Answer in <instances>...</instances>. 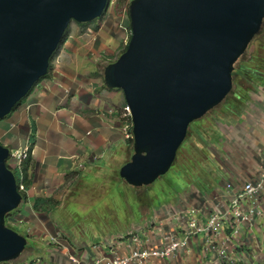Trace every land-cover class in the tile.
<instances>
[{"label": "water", "instance_id": "95a60500", "mask_svg": "<svg viewBox=\"0 0 264 264\" xmlns=\"http://www.w3.org/2000/svg\"><path fill=\"white\" fill-rule=\"evenodd\" d=\"M112 0H0V120L47 75L72 21L103 18ZM125 52L104 72L131 108L134 154L120 169L130 185L173 166L190 124L232 92L234 65L264 24V0H132ZM10 147L0 141V263L28 238L6 217L24 202Z\"/></svg>", "mask_w": 264, "mask_h": 264}, {"label": "rangeland", "instance_id": "374dc122", "mask_svg": "<svg viewBox=\"0 0 264 264\" xmlns=\"http://www.w3.org/2000/svg\"><path fill=\"white\" fill-rule=\"evenodd\" d=\"M131 1L112 0L108 13L91 23L72 21L66 41L53 58L52 71L56 70L57 66L72 70L85 67L90 72L86 75L85 83H90L89 86L95 88V91H111L105 87L104 72L109 64L120 58L130 40L119 25L129 21L128 10ZM258 58H264V24L261 32L234 65L237 72L232 92L220 105L190 124L188 136L178 150L171 169L154 183L141 187L130 185L120 176L121 167L130 161L134 154V139L132 138L131 143V138H126L127 133H133V128L129 127L130 123L123 114L124 93L122 90L113 89V98L117 104L111 105L118 112L104 113L109 114L113 125H117V130L112 129L110 141L121 140L112 145L107 154V159L115 156L116 160L108 166L104 165L107 159L97 162L76 160L74 172L65 176L63 185L55 187L58 196L48 201L46 210L36 211L34 200L32 205L24 201L18 209L9 213L6 217L7 225L25 235L28 245L17 260L0 264H40V260H52L57 263L64 254L63 251L57 250L58 256L49 255L48 241L52 235V238L57 240L58 236L65 234L71 237L67 240L69 247L80 243L83 244L80 250L90 249L97 244H103V239L107 236H127L134 226L150 222L160 214L166 213L170 206L179 209V204H185L190 195L200 198L202 194L199 190L205 184L203 181L213 179L211 170L219 172L214 155L221 152L220 144L218 140L207 137L213 133L209 128L216 123L220 124V127L223 125L222 117H227L226 106L232 105L228 100H234L230 98L239 86L246 87L252 81V73L257 70L252 68L251 71V67L257 65ZM242 66L246 70L239 74L238 69ZM117 92H120L121 100L117 98ZM212 130L215 131V128ZM7 162L9 163L10 159ZM261 227L262 233L255 231L260 242L264 238V225ZM200 238L202 239V235ZM60 247L62 246H58ZM258 254V263L264 264L262 248H259Z\"/></svg>", "mask_w": 264, "mask_h": 264}, {"label": "crops", "instance_id": "0c3cea01", "mask_svg": "<svg viewBox=\"0 0 264 264\" xmlns=\"http://www.w3.org/2000/svg\"><path fill=\"white\" fill-rule=\"evenodd\" d=\"M258 59L257 65L251 67V71L252 68L257 70L252 73V81L246 87L239 86L233 95L234 100H228L232 105L226 106L227 117H222L223 125L220 127L216 123L209 128L213 133L207 137L218 140L220 144L221 152L217 149L219 154L214 155L219 172L211 170L213 179L203 181L205 184L199 190L202 194L200 198L190 195L185 204L179 205L197 206L210 211L217 202L216 196L219 202L225 196L226 182L253 181L264 170V58ZM89 73L85 67L72 70L57 66L50 77L38 83L16 110L0 121L2 144L11 148L31 147L26 172L32 185L27 190V204L32 205L37 197L58 196L55 187L63 185L65 176L74 172L76 160L97 162L107 159L109 148L121 141H110L112 129L117 130V125H113L109 114H105L113 108L112 103L117 104L113 98V89L95 91V88L89 86L90 83H85ZM119 93L117 98L121 100ZM113 160H116L115 156H110L104 165H111ZM260 200L263 213L253 233L241 239L243 250L254 251L255 256L251 259L253 264L260 262L259 248L264 252V238L260 242L255 233H262L261 225H264V190ZM171 211L169 209L166 212L168 215L157 217L150 228L139 233L144 245L155 247L164 242V235L176 225ZM52 236L48 241L49 255L58 256L56 252L60 250L64 256L57 263L40 260V264H105L104 258L110 255L113 243L126 244L130 240L126 238L118 242L121 238L107 236L103 244L80 250L83 245L80 243L69 247L67 240L71 237L63 234L62 237L58 236L57 242ZM201 253L202 247L200 249L193 243L161 264H198ZM212 256L209 255L206 260H211Z\"/></svg>", "mask_w": 264, "mask_h": 264}, {"label": "built area", "instance_id": "2783aa9c", "mask_svg": "<svg viewBox=\"0 0 264 264\" xmlns=\"http://www.w3.org/2000/svg\"><path fill=\"white\" fill-rule=\"evenodd\" d=\"M119 27L130 38V16L129 21L122 22ZM117 112L118 110L114 108L108 110V113ZM123 114L131 124L129 127L133 128L132 112L128 104L123 106ZM126 136L127 139L133 138V133L131 135L127 133ZM30 149V146L10 147L8 164L19 177L17 179L21 193L22 191L27 193L23 168L25 161L31 155ZM263 190L264 170L259 178L253 181L226 182L225 196L222 197L221 202L216 196L217 202L212 205L213 209L210 211L197 206L181 205L179 209L170 206L169 209H172L170 213L174 214L176 225L164 235V242L161 245L146 246L140 241L139 236L140 231L150 228L151 224L156 222V217L142 226H135L127 236H120L118 242L126 238L130 240L126 244L113 243L111 253L104 258V262L105 264H161L162 261L177 256L181 250L189 248L190 244L196 243L200 249L202 247L198 264H253L251 259L255 256L254 251L243 250L241 239L242 236L253 233L263 213L260 200ZM164 214L166 213L158 217ZM239 249L242 251L239 252ZM209 255H213L211 260H206ZM72 259L76 261L75 258Z\"/></svg>", "mask_w": 264, "mask_h": 264}, {"label": "trees", "instance_id": "16d2710c", "mask_svg": "<svg viewBox=\"0 0 264 264\" xmlns=\"http://www.w3.org/2000/svg\"><path fill=\"white\" fill-rule=\"evenodd\" d=\"M129 11V10H128ZM88 23H91V22H87V23H81V24H88ZM66 41V40H65ZM127 47V46H126ZM126 47H125V49H124V52H125V50H126ZM57 52H55L54 53V55L52 56V58L50 59V67H49V72L47 73V75H45V76H43L41 79H40V81L38 82V83H40L41 81H43V80H45V79H47V78H49L50 77V75H51V72H52V70H53V64H52V62H53V58H54V56H55V54H56ZM244 70H246V68L244 67V66H242L241 68H239L238 69V73L240 74V73H243V71ZM237 71L234 69V71H233V81H234V76H235V73H236ZM38 83H36V85L34 86V88L38 85ZM105 87H107L106 85H105ZM33 88V89H34ZM33 89H32V91H33ZM119 90V89H118ZM31 93V92H30ZM30 94H28L26 97H28ZM25 97V98H26ZM232 98L234 97L233 95L231 96ZM25 98H23L20 102H18L17 104H16V106L13 108V110H12V112L14 111V110H16L18 107H19V105H21V103H22V101L25 99ZM232 98H230V99H232ZM124 104H126V101L124 102ZM11 112V113H12ZM10 113V114H11ZM9 114V115H10ZM8 115V116H9ZM7 116V117H8ZM6 117V118H7ZM1 121V120H0ZM130 139V138H129ZM130 141H131V143H132V141H133V139L131 138L130 139ZM31 148V147H30ZM31 150V149H30ZM29 161H30V157L25 161V163H24V168H23V170H24V172H25V179H24V182H25V185H26V189L28 190V189H30V187H31V178L29 177V174L26 172L27 171V166H28V163H29ZM9 165V164H8ZM10 167V166H9ZM11 168V167H10ZM18 177V176H17ZM19 178V177H18ZM22 194H23V196H24V199L25 200H27V193H26V191H22ZM54 199V197H47V198H44V197H37L36 199H35V203H34V208H35V210L36 211H39V210H46V208H47V205L49 204L48 203V201H51V200H53ZM54 207H56V206H54ZM10 214H8L7 215V217L9 216Z\"/></svg>", "mask_w": 264, "mask_h": 264}, {"label": "bare ground", "instance_id": "6f19581e", "mask_svg": "<svg viewBox=\"0 0 264 264\" xmlns=\"http://www.w3.org/2000/svg\"><path fill=\"white\" fill-rule=\"evenodd\" d=\"M134 136V135H133Z\"/></svg>", "mask_w": 264, "mask_h": 264}]
</instances>
